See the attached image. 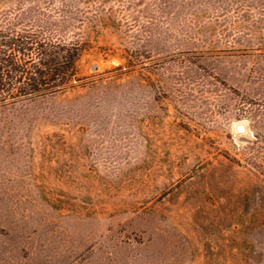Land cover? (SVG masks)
<instances>
[{"label": "rangeland", "instance_id": "rangeland-1", "mask_svg": "<svg viewBox=\"0 0 264 264\" xmlns=\"http://www.w3.org/2000/svg\"><path fill=\"white\" fill-rule=\"evenodd\" d=\"M32 6L88 49L0 107V264H264V0Z\"/></svg>", "mask_w": 264, "mask_h": 264}, {"label": "trees", "instance_id": "trees-1", "mask_svg": "<svg viewBox=\"0 0 264 264\" xmlns=\"http://www.w3.org/2000/svg\"><path fill=\"white\" fill-rule=\"evenodd\" d=\"M62 12L65 18V12ZM50 12V11H49ZM41 7L0 8V107L54 95L77 85L83 39L53 37Z\"/></svg>", "mask_w": 264, "mask_h": 264}, {"label": "bare ground", "instance_id": "bare-ground-1", "mask_svg": "<svg viewBox=\"0 0 264 264\" xmlns=\"http://www.w3.org/2000/svg\"><path fill=\"white\" fill-rule=\"evenodd\" d=\"M246 125L243 123V122H238L236 125H235V131L237 132H241V133H244L245 135V132H246ZM247 134V133H246ZM243 136V135H242ZM253 139V138H252Z\"/></svg>", "mask_w": 264, "mask_h": 264}]
</instances>
